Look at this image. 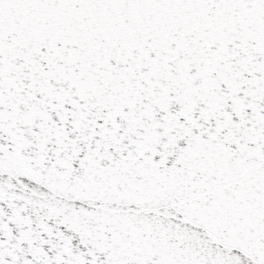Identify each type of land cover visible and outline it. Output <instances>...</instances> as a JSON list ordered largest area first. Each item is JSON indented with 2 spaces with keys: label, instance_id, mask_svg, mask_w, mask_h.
<instances>
[{
  "label": "snow or ice",
  "instance_id": "snow-or-ice-1",
  "mask_svg": "<svg viewBox=\"0 0 264 264\" xmlns=\"http://www.w3.org/2000/svg\"><path fill=\"white\" fill-rule=\"evenodd\" d=\"M0 264H264V0H0Z\"/></svg>",
  "mask_w": 264,
  "mask_h": 264
}]
</instances>
